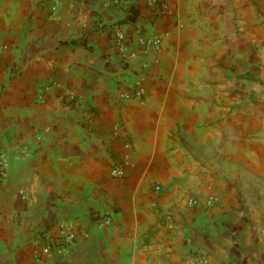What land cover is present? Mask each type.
<instances>
[{"label": "crops", "instance_id": "1", "mask_svg": "<svg viewBox=\"0 0 264 264\" xmlns=\"http://www.w3.org/2000/svg\"><path fill=\"white\" fill-rule=\"evenodd\" d=\"M158 1L0 0V264H264V0Z\"/></svg>", "mask_w": 264, "mask_h": 264}, {"label": "built area", "instance_id": "2", "mask_svg": "<svg viewBox=\"0 0 264 264\" xmlns=\"http://www.w3.org/2000/svg\"><path fill=\"white\" fill-rule=\"evenodd\" d=\"M120 3L123 2V0H118ZM149 5L153 7V14L156 17L162 16L163 14L166 13V8L164 5H162L158 0H149ZM115 39L116 42L118 43L117 46L119 47L120 53H125L126 51V46H125V33L120 30L115 31ZM161 44L162 41L159 37H153V38H148L146 36H142L139 39V45L144 47L145 52L148 53H154L155 55H159L161 53ZM131 58H135L136 54L132 53ZM145 67V66H143ZM147 95L146 89L139 83L138 87L134 88L133 91H128L124 94L121 95V100L123 102L130 101V100H139L142 101ZM115 130L119 132V127H116ZM125 148L127 150L131 149V146L129 143L125 144ZM1 164H4V161H1ZM129 165V161L127 160V157H124L122 159H118L114 161L112 170H111V176L113 178H124L126 175V167ZM156 191L160 192L161 188L156 187ZM212 201H209L211 203ZM198 204V200L196 199H190L189 200V205L190 206H196ZM112 224V219L110 217H106L104 221L101 223V228L108 227ZM51 247L47 246L43 253L45 255H49L51 252ZM190 264H207V259L204 258H199V259H194Z\"/></svg>", "mask_w": 264, "mask_h": 264}, {"label": "trees", "instance_id": "3", "mask_svg": "<svg viewBox=\"0 0 264 264\" xmlns=\"http://www.w3.org/2000/svg\"><path fill=\"white\" fill-rule=\"evenodd\" d=\"M138 17H140L139 12L136 9H131L128 16V21L135 22L138 19Z\"/></svg>", "mask_w": 264, "mask_h": 264}]
</instances>
